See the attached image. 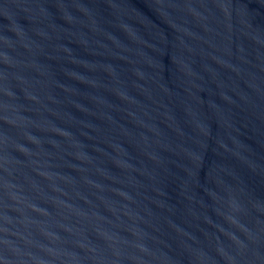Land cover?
Returning a JSON list of instances; mask_svg holds the SVG:
<instances>
[{
	"label": "water",
	"instance_id": "95a60500",
	"mask_svg": "<svg viewBox=\"0 0 264 264\" xmlns=\"http://www.w3.org/2000/svg\"><path fill=\"white\" fill-rule=\"evenodd\" d=\"M0 264H264V0H0Z\"/></svg>",
	"mask_w": 264,
	"mask_h": 264
}]
</instances>
